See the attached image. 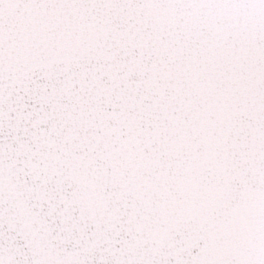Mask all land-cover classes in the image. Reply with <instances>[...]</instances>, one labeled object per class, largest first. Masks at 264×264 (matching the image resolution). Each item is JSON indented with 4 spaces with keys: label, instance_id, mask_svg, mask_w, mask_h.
Returning <instances> with one entry per match:
<instances>
[{
    "label": "snow or ice",
    "instance_id": "1",
    "mask_svg": "<svg viewBox=\"0 0 264 264\" xmlns=\"http://www.w3.org/2000/svg\"><path fill=\"white\" fill-rule=\"evenodd\" d=\"M0 264H264V0H0Z\"/></svg>",
    "mask_w": 264,
    "mask_h": 264
}]
</instances>
